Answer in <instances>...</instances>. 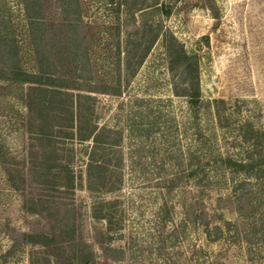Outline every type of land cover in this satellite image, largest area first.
I'll list each match as a JSON object with an SVG mask.
<instances>
[{
    "label": "rangeland",
    "instance_id": "obj_1",
    "mask_svg": "<svg viewBox=\"0 0 264 264\" xmlns=\"http://www.w3.org/2000/svg\"><path fill=\"white\" fill-rule=\"evenodd\" d=\"M119 1L41 0L38 41L56 76L95 90L92 123L118 131L96 153L107 184L89 178L92 140L0 77V264H264V172L224 161L256 156L247 125L264 130V0ZM0 19L36 69L23 1L0 0ZM169 44L191 71L170 66Z\"/></svg>",
    "mask_w": 264,
    "mask_h": 264
},
{
    "label": "trees",
    "instance_id": "obj_2",
    "mask_svg": "<svg viewBox=\"0 0 264 264\" xmlns=\"http://www.w3.org/2000/svg\"><path fill=\"white\" fill-rule=\"evenodd\" d=\"M22 1L24 3L25 16L28 20L30 42L33 45V55L36 59L37 67L33 70L23 67L20 64L18 56L19 45L17 40L15 38L9 39L7 34L2 33L0 30V77L29 83L30 90L26 105L30 112H33L35 109L34 112L40 114L39 116L42 118L45 109H50L49 111L53 109V111H57L58 118L61 117V119L57 120L60 129L74 127V129H70L66 133L75 134L80 141L91 139L93 145L89 151V160L87 162L89 178L93 183L107 184L100 171L107 164V161L106 159H99L96 153L99 152V145L106 142L109 134L112 132L118 133V131L106 124L98 125V123H92L90 109L92 110L95 102V94L92 93V91H95L93 87L89 85L85 88V91H81L84 89L81 87V83L78 82V77L71 73L69 74V69L59 76H56L55 71L49 69L52 62L50 64L44 62L42 48L38 46L39 39L46 34V21L44 12L42 11V2L41 0ZM109 2L111 5L116 6V8L121 4L119 0H109ZM66 10L67 13L70 11L67 8ZM165 12L168 13V10L165 9ZM70 16L67 15L64 22L65 25L72 27L77 20ZM2 20L0 19V21ZM72 36L74 38V35L71 34ZM168 47L169 53H171V67L175 63H178L187 71L193 69L190 61L192 55L188 53L183 45H180L179 49H174L175 51L171 50L170 44ZM188 100L191 104L199 102L200 94L196 87L188 93ZM247 126V131L252 132L257 139L256 145L259 146L257 155L247 161L244 159H233L228 156L224 161L226 164L234 165L236 169L248 170V173L250 172L249 170L255 167L257 175H260L264 172V130L252 125ZM117 138H119V135ZM245 138H252V135H245ZM64 169L67 172L71 171L68 166H65ZM67 172L68 186H73V175H68ZM109 186L112 187L113 185L110 184ZM100 217L106 219L109 224L111 223L110 215H101ZM22 235L24 242L31 243L48 244L55 239V236L49 235L47 232L24 231Z\"/></svg>",
    "mask_w": 264,
    "mask_h": 264
}]
</instances>
